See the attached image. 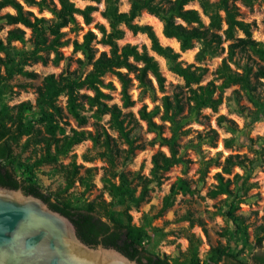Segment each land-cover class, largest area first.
I'll use <instances>...</instances> for the list:
<instances>
[{
	"label": "trees",
	"instance_id": "obj_1",
	"mask_svg": "<svg viewBox=\"0 0 264 264\" xmlns=\"http://www.w3.org/2000/svg\"><path fill=\"white\" fill-rule=\"evenodd\" d=\"M70 1L0 0V12L5 9L12 11L0 15V21L9 27L5 37L0 36V186L21 189L25 194L42 199L52 210L66 216L76 227L80 240L89 246L101 244L106 248H114L139 264H200L199 240L194 234L186 236L188 247L182 254L183 260L169 261L167 256L161 257L145 245L144 238L149 235L145 236L144 229L132 225L130 211L139 208L147 200L152 185L163 184L171 168L181 165L184 172L187 170L189 160L185 159V149L199 151L203 144L216 147L218 134L214 129L198 133L196 143L190 140L181 144L182 138L190 132L188 125L191 122L202 123L207 118L202 114L203 110L217 113L224 100L233 101L237 113L245 121V127L264 121V43L252 38L255 24L240 20L238 6L241 4L251 10L257 1L264 4V0H128L127 12L119 10V0H84L95 3L103 1L100 15L107 27L96 24L95 30L100 38L95 32L87 30L80 41L68 38L67 33L76 34L82 30L76 19L77 14L86 26L90 25L96 7L86 6L79 11ZM193 2L197 3L201 13L186 8ZM26 8H35L39 14L47 12L50 18L37 17ZM142 12L159 20L163 36L176 40L182 53L199 44L194 63H185L180 59V53L163 46L151 26L136 23ZM125 29L133 35L144 34L147 37L150 51L163 58L168 70L183 80L185 92L181 90L172 95L165 94L166 79L158 61L148 53L146 47L139 49L131 44L118 45ZM25 30L30 32L28 39ZM238 33L242 36L239 37ZM14 43L20 44L21 48L18 49ZM27 43L30 49H25ZM96 45L107 47L108 51L99 52ZM66 47H71L70 56L62 52ZM75 54L81 57L73 59ZM224 54L213 73L214 78L202 84L208 69L201 64ZM61 62V72L58 75H46L35 88L34 105L29 101L13 107L8 105V100L18 94L15 88L25 89L22 84L12 83L16 76L30 80L37 78V74L26 71L25 67L34 64L57 67ZM72 63L76 68L70 70ZM108 74L115 77L120 85L122 108L109 103L111 96L108 92L114 90V86L111 82H104L103 78ZM134 82L139 89L140 99L148 96L155 103L157 92L161 94L160 105H154L151 110L142 105L138 110L139 120L155 135L153 143L157 142L167 150V153L157 151L151 156L149 177L139 172L125 173L117 168L119 163L125 165L131 161L136 151L144 149V145L132 135L133 128L129 127L135 123L133 115L122 111L135 104L129 93ZM231 87L237 89L232 91V96L224 97L225 91ZM61 96L65 97L66 113L78 127L88 123L87 111L93 112L92 117L97 120L107 115L109 129L117 134L125 148H120L107 129L97 123L93 133L71 129L66 134L59 125L64 116L63 108L57 104ZM243 98L250 107L240 104ZM34 109L38 116L37 123L43 126L47 136L42 135L33 124L34 114H27ZM155 118H158L159 123L155 122ZM216 123L229 133L236 131L235 123L224 115H218ZM165 130L168 136H164ZM22 138H25L22 144L24 149L29 145H42L41 155L31 163L15 161L13 146H17ZM85 140L102 149L97 156L106 162L107 168L101 183L112 202H106L102 196H98L78 206L64 199L61 194H43L34 182L35 170L43 165L58 164L74 146ZM245 141L253 154L252 158L230 154L222 164L214 159L205 162L206 167L216 165L221 169L216 174L217 184L207 195L211 199L226 196L227 210L222 213V217L232 226L226 244L217 245L208 251L206 264H244L239 257L248 245V233L244 217L237 212L243 202L242 197L256 186L250 182L254 170L264 166V136L257 139L247 137ZM233 144V138L223 141L225 148ZM15 165L21 170L23 178L17 177ZM234 168L240 169L242 173L232 175ZM80 169L74 156L69 164L61 166L65 191L76 182L86 190L93 187L91 180L87 181L81 176ZM91 172L92 169L85 170L87 174ZM224 175L232 177L224 179ZM231 185H234L233 189ZM180 192H191L188 182L181 178L170 186L154 218L171 208ZM190 227H193V222ZM263 241L264 227L258 226L254 245L261 248ZM252 260L254 264H264V254H255Z\"/></svg>",
	"mask_w": 264,
	"mask_h": 264
},
{
	"label": "rangeland",
	"instance_id": "obj_2",
	"mask_svg": "<svg viewBox=\"0 0 264 264\" xmlns=\"http://www.w3.org/2000/svg\"><path fill=\"white\" fill-rule=\"evenodd\" d=\"M70 3H72L74 8L79 11L83 10L86 6H94L96 7V11L92 13V22L88 26L84 24L82 17L77 14L76 19L82 30L76 34L68 32L67 37L80 41L82 35L87 30H91L97 34V38L99 39L100 34L95 30V25L104 24L107 27L106 21L102 19L100 15V12L104 7L103 1L95 3L84 0H71ZM238 6L241 14L240 20L245 23L255 24L252 28V38L264 43V4L257 1L251 10L245 8L241 4H238ZM186 8L198 10V5L193 2ZM26 9L32 11L37 17L50 18V15L47 12L39 14L35 8ZM128 9V0H119V10L121 12H127ZM5 12L12 11L10 9H5L0 12V15H3ZM204 20L207 22L206 19ZM158 21V19L155 20L145 12H142L135 20L139 25L151 26L155 34L160 25ZM7 29H9V27L5 26L3 22L0 21V36L2 38L5 37ZM64 31H67V29ZM238 36H242L241 33H238ZM29 37L30 32L27 30L26 38L28 39ZM158 39L163 46H169L176 52H179V44L178 48H176L175 44L164 41L159 37ZM124 44L136 45L139 49L144 46L148 53L152 55V52L150 51V42L144 34L133 35L125 29L123 39L118 41L119 46H123ZM14 45L18 49L21 48V45L18 43H14ZM30 47L29 43L25 45V49H30ZM96 48L99 52L108 51L107 47L101 45H96ZM198 48L199 44H195V48L190 51L184 53L180 51V59L187 64L194 63V55ZM62 52L65 56H70L71 47L63 48ZM224 56L225 54L217 58L206 60L201 64L208 69V73L204 77L202 84L214 78L213 73ZM72 57L75 59L81 56L80 54H75ZM158 64L166 79L165 94L172 95L181 90L185 92V89L183 88V80L168 70L166 61L164 64L158 61ZM75 68L76 65L72 63L70 70ZM62 69V62L57 67L51 64H48L47 66L34 64L25 67L26 71L37 74V78L30 80L22 76H16L12 83L15 85L22 84L25 86V89L15 88L18 94L8 100V105L13 107L25 101H29L34 105L36 98L35 88L40 85L42 78L49 74L58 75ZM103 80L105 83L111 82L114 86V90L108 92L111 96V101L109 103L122 108L120 85L116 78L108 74ZM235 89H237V87L227 89L224 93V97L232 96V91ZM129 93L132 100L135 101V104L131 108L122 109V111L125 114L131 113L133 115L135 123H132L129 127L133 128L132 135L137 138L139 143L144 145V149L136 151L135 156L131 161L127 162L125 165L119 163L117 168L125 173L139 172L142 176L149 177L151 156L157 151L167 153V150L166 148L160 147L157 142L153 143L155 135L147 130V126L144 122L139 120L138 110L142 105H146L147 110L153 109L154 105H160L159 98L161 97V94L157 92L156 97L158 99L155 103L151 102L148 96H143L140 99L139 89L136 88L135 82L134 86L129 90ZM57 104L62 107L64 111L63 119L59 125L64 128L66 134H69L71 129L93 133L95 124L97 123L107 129L112 137L115 138L120 148H125L117 138V134L109 129V117L107 115L97 120L92 117L93 112L87 111L85 114L89 117L88 123L83 127H78L76 122L65 111V97H59ZM240 104L250 107V104L245 98L241 100ZM35 111L36 109L27 112V114H34L32 115L34 117L33 124L36 128L40 129L42 135L47 136L44 132L43 126L37 123L38 116L35 115ZM202 114L207 116V118L204 119L202 123L191 122L187 127L190 129V132L187 136L182 138L181 144L184 145L190 140L193 143H196L197 140L195 137L198 133H205L210 129H214L218 134L216 147L211 148L207 144H203L200 146L199 151H195L192 148L185 149V159L189 160L187 170L184 172L181 165L171 168L170 171L166 173L163 184L160 186L152 185L147 200L142 203L139 208L130 211L132 225L136 228L144 229L145 236L149 235L148 238H144L145 245L157 255L161 257L167 256L169 261L183 260L184 257H182V254L187 250L188 241L186 236L189 233L194 234L199 240L198 259L200 264H206L208 251L212 247L226 244V241L232 232L231 223L226 222L222 217V213L227 210L226 196L220 195L215 199H211L207 195L208 191L214 189L217 184L216 174L219 173L221 169L216 165L206 167L205 162L214 159L222 164L224 158L230 154H238L246 156L247 158H252L253 154L248 149L245 138L257 139L258 137L264 136V121L254 123L251 127H245V121L242 116L237 113L233 101L228 102L224 100V103L219 107L217 113H212L210 110L206 109L202 111ZM218 115H224L235 123V133H229L226 131L225 127L217 125L216 118ZM154 120L159 123L158 118H155ZM168 135V131L165 130L164 136ZM230 138L234 139V144L230 148H225L223 141ZM24 141L25 138H22L17 146H13V154L16 163H31L42 153V145H29L27 149L22 148ZM262 147L264 151V145ZM100 151H102V149L100 147H94L89 140L82 141L72 148L67 157L61 158L58 164L43 165L36 169L34 182L43 194H61L64 199H68L73 205L80 206L84 202H90L98 196H102L103 200L106 202H112V199L108 194L103 191L101 183V178L106 173L107 164L103 159L97 156V153ZM73 156L75 157L76 165L81 166V176H84L87 181H92L93 187L90 190H86L85 187L78 182L74 183L68 190H64L66 183L63 173L61 172V166L69 164ZM86 160L90 161L87 162ZM14 168L17 171V177L23 178L21 170L17 168V165H15ZM86 169H92V172L87 174L85 173ZM234 173L241 174L242 172L240 169L234 168L232 175ZM232 175H224L223 177L224 179H228L231 178ZM180 178L188 182L191 192L186 194L180 192L175 197L172 207L165 211L160 217L154 218L160 211L162 200L169 193L170 186ZM250 182L255 183L256 186L242 197L243 202L240 204L237 212L238 215L244 217L248 233V245L239 257L244 264H254L252 256L255 254H264V241L261 248L254 245L256 228L258 226L264 227V166L257 167L254 170ZM233 188L234 185H231V189ZM138 191L139 188L137 189V192ZM192 222L193 227L191 228L190 223ZM148 224L149 226H147ZM219 264H225V262H220Z\"/></svg>",
	"mask_w": 264,
	"mask_h": 264
},
{
	"label": "water",
	"instance_id": "obj_3",
	"mask_svg": "<svg viewBox=\"0 0 264 264\" xmlns=\"http://www.w3.org/2000/svg\"><path fill=\"white\" fill-rule=\"evenodd\" d=\"M0 264L139 263L114 248L85 244L74 224L42 199L0 186Z\"/></svg>",
	"mask_w": 264,
	"mask_h": 264
},
{
	"label": "bare ground",
	"instance_id": "obj_4",
	"mask_svg": "<svg viewBox=\"0 0 264 264\" xmlns=\"http://www.w3.org/2000/svg\"><path fill=\"white\" fill-rule=\"evenodd\" d=\"M198 10L200 11V9H199V7H198ZM152 18H154L155 20H157L155 17H153V16H151ZM159 22V21H158ZM159 27H158V29H157V32H156V34H157V36L160 38V39H162V40H164V41H167V42H170V43H173V44H175V46H176V48H178V42L176 41V40H174V39H167V38H165L164 36H163V34H162V25H161V23L159 22ZM158 61H160L161 63H165L164 62V60H163V58H161V57H159V56H157L155 53H151Z\"/></svg>",
	"mask_w": 264,
	"mask_h": 264
}]
</instances>
